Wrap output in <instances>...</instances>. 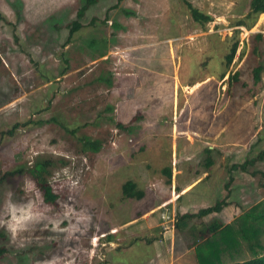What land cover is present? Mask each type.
Here are the masks:
<instances>
[{
  "label": "rangeland",
  "instance_id": "rangeland-1",
  "mask_svg": "<svg viewBox=\"0 0 264 264\" xmlns=\"http://www.w3.org/2000/svg\"><path fill=\"white\" fill-rule=\"evenodd\" d=\"M186 1L211 21L182 0H97L66 44L84 0H0V264L165 261L164 231L184 221L157 206L196 176L177 203L188 213L264 201V15L246 18L250 0ZM193 130L246 146L224 158ZM13 212L31 217L15 240Z\"/></svg>",
  "mask_w": 264,
  "mask_h": 264
},
{
  "label": "trees",
  "instance_id": "trees-1",
  "mask_svg": "<svg viewBox=\"0 0 264 264\" xmlns=\"http://www.w3.org/2000/svg\"><path fill=\"white\" fill-rule=\"evenodd\" d=\"M97 0H84V4L77 11V17L69 25V36L66 44L71 40L72 35L82 28L81 20L86 10ZM120 1V0H119ZM190 12L192 19L197 23H208L210 17L199 12L186 0H182ZM117 6V5H116ZM114 6V8L116 7ZM264 15V0H250L249 10L246 18ZM0 20L3 17L0 14ZM95 21L92 20L91 23ZM236 26H244L239 22ZM262 39L260 35H257ZM237 50V43H234L225 56L226 67L232 63ZM261 67L254 69V80L259 81ZM224 76V75H223ZM237 73L232 77L228 76L227 82L233 77L236 79ZM94 147L93 143H89ZM264 157V150L259 158ZM252 163L247 161L239 166L232 165L231 170L240 168L245 170V166ZM209 164V162H208ZM168 175L169 172L167 171ZM43 194V201L53 205L57 196L47 184L39 185ZM228 203L226 200L217 202L214 206L203 208L193 214H185L178 217V224L184 221L202 219L210 214L219 213ZM192 246L194 247L198 264H264V201L258 202L239 217L235 218L230 224L222 226L218 221L213 220L196 233H191ZM2 250H0V255Z\"/></svg>",
  "mask_w": 264,
  "mask_h": 264
},
{
  "label": "crops",
  "instance_id": "crops-1",
  "mask_svg": "<svg viewBox=\"0 0 264 264\" xmlns=\"http://www.w3.org/2000/svg\"><path fill=\"white\" fill-rule=\"evenodd\" d=\"M199 86L201 87V83H200V85H199V83L191 84L189 86V90L195 91L196 88H198ZM193 132H195V134L197 135V138L205 141V142H203V144H205L206 147H210V149H209L210 151H213L214 154L221 155L224 158L229 157V156H233L236 152L235 148H238L241 145L244 148L246 146V142H247L245 136L241 137L240 140L236 144H234L237 146V147H235L233 145L230 146L229 142L226 144H225L226 141L221 142L222 139H220V142H218L219 141V138H218L219 134H214V136H212V135H209L208 133L207 134L198 133V132H196V130L195 131L193 130ZM191 144H194V142H192ZM239 144H241V145H239ZM204 165L209 166L208 168L214 172L217 171L218 168L222 167L221 163H219V161L215 162L213 159H210L209 164L206 162V163H204ZM181 170L182 169H178V170L176 169L175 170V171H178L179 176H181L182 173L184 172V171L182 172ZM202 173H204V176L202 179H208L210 177V174H206V172H202ZM176 178H175V180H176ZM200 179L201 178L196 176L194 179H192L188 182H185L183 185L181 184L177 187L176 186L173 187L172 188V194H173L172 198H169L168 202H166V203L164 202V203L160 204V206H157V207H159L161 209L168 207L167 210H165V212L167 213V215H165V216L167 217L169 215V218H170L169 208H170L171 214L175 215L174 213L176 212V219H177L176 221H178V217H181L182 215L196 213L198 210L196 212H193V213H188L186 210V207H179V206H177V203L180 202V200L182 199V196L187 195L190 191H192L194 189V187L196 186L197 182H199ZM263 189H264V186H263V183H261V186H258V188H257V192L259 194H261L260 190H263ZM262 196L258 201L254 202V204L251 205L246 210L240 211L237 213H232L231 215H229L228 217L223 219V217H221L222 216L221 212L230 204L228 201H226L228 203L227 206H225L219 213L210 214L208 216L209 221L204 220L203 221L204 223L200 226L198 225L199 227L196 229L192 228L191 223H187L186 225H182V226H180V223H179V226H180L179 229H177V228H175V226H173L172 230H170L169 228L166 231L163 230L165 233L167 232L169 234V241H167L168 242L167 244L162 243L163 248L161 249V252H162L161 256H164L165 261H159L158 264H198L197 259H196L195 250H194V247L192 246L191 233H196L197 231L201 230L204 226H206L208 223H210L213 220L218 221L222 226L230 224L235 218L239 217L244 212L249 210L252 206H254L258 202H260L262 199ZM157 207L150 208L147 212H145L146 215L144 214V220L148 219L152 215L151 211H154ZM219 214H221V215H219ZM217 216H220V217L217 218ZM160 226L163 228V226H164L163 223H160ZM190 227H191V229H190ZM191 230H193V232H191ZM178 233L179 234L182 233V235L184 233H186V234L189 233L188 238H186V239L183 238V242H184L183 244L178 243L175 240V238L178 237L177 236ZM263 255H264V253H263Z\"/></svg>",
  "mask_w": 264,
  "mask_h": 264
},
{
  "label": "clouds",
  "instance_id": "clouds-1",
  "mask_svg": "<svg viewBox=\"0 0 264 264\" xmlns=\"http://www.w3.org/2000/svg\"><path fill=\"white\" fill-rule=\"evenodd\" d=\"M30 218H31L30 215L27 213H24L20 215L19 217H17L15 215V212H13L11 221L7 225V229L12 234V237L14 240L17 238V236L20 233L26 231L24 225H25V222L28 221Z\"/></svg>",
  "mask_w": 264,
  "mask_h": 264
}]
</instances>
